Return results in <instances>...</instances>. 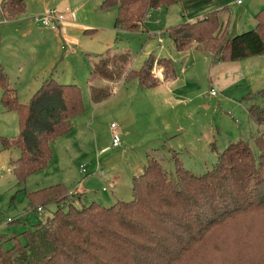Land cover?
Returning <instances> with one entry per match:
<instances>
[{
	"label": "rangeland",
	"instance_id": "obj_1",
	"mask_svg": "<svg viewBox=\"0 0 264 264\" xmlns=\"http://www.w3.org/2000/svg\"><path fill=\"white\" fill-rule=\"evenodd\" d=\"M101 1L28 0L23 15L0 25V55L5 58L3 65L9 85H15L21 104L27 103L43 81L52 78L59 84L76 85L81 90L83 106L82 113L71 121L67 139L59 138L54 147L50 145V164L30 175L23 186H14L9 164L18 157V151L0 149V246L3 250L13 246L11 241L5 240L30 230L56 209L55 205H49L39 212L32 211L23 191L30 193L57 184L62 178L69 181L68 187L70 182L72 185L75 180L89 178L88 160L96 164L98 173L106 172L101 178L111 174L119 177L114 198L109 183H103L104 192L100 188L96 191V197L102 196L100 203L108 207L115 202L131 200V178L141 172L146 154L158 160L164 172L173 177L169 151H175L186 170L201 175L214 165L216 155L228 143L247 141L254 153L251 139L257 135L264 139V124L256 126L247 114L251 104L264 107V100H246L248 95L254 96L264 90V55L218 64L211 63L210 54L185 50L192 43L176 52L164 30L185 21L180 16L181 5L149 11L146 15L150 18L145 16L142 21L146 20L143 30L126 33L114 30L115 10L100 11ZM260 3L264 7V0H247L240 6L234 5L235 0H226L225 9L218 13V18L223 24L228 22L227 37L254 27L253 16L260 10L255 7ZM77 9L85 13L84 22H78L83 26L64 30L58 37L53 34L58 31L32 21V17L42 15L45 10L64 13ZM84 29L94 31L83 34ZM106 50L126 56L123 75L128 70L137 71L149 54L168 58L173 64L175 80L168 84L159 81L155 88L144 90L138 89L133 81L123 82L122 78L113 84L87 83L90 69ZM155 75L154 72V78ZM110 85H114L112 91ZM104 88L109 89V95L103 102L95 104L89 100L95 91ZM125 115L121 123L119 118ZM111 123L116 125L114 132H117L120 146L109 148V152L96 160L101 145L94 147V144L107 145ZM121 125L125 127L121 129ZM17 133L16 115L4 112L0 106V138L12 139ZM74 134H79L82 142L72 138ZM109 159L112 162L103 166L102 162ZM79 165L84 166L85 177L78 175ZM85 197L82 201L89 203L90 198ZM104 197L109 198L110 203L104 202ZM212 237L216 247H227L222 253L214 251L213 260L222 262L225 257L229 264H264L263 213L248 220L227 223ZM18 242L23 243L21 237ZM205 254L208 257L210 249Z\"/></svg>",
	"mask_w": 264,
	"mask_h": 264
},
{
	"label": "trees",
	"instance_id": "obj_2",
	"mask_svg": "<svg viewBox=\"0 0 264 264\" xmlns=\"http://www.w3.org/2000/svg\"><path fill=\"white\" fill-rule=\"evenodd\" d=\"M25 1L3 0L2 20L15 21L25 12ZM183 1L102 0L98 9L115 10L114 30L137 33L144 29L142 21L149 11ZM220 11L166 28L164 33L174 50L180 52L192 43L197 52L211 55V63L264 55V7L253 16L251 30L233 37L226 35L228 22L219 21ZM126 65L125 55L106 50L90 69L87 83L113 84L122 78L123 82H135L138 89H151L159 83L152 72L155 67L161 70L160 81L175 80L168 58L149 54L137 71L123 75ZM108 95V88L99 89L89 100L100 103ZM248 99L264 100V90L248 95ZM0 106L17 118V136L0 138V149L18 151L9 164L14 186L21 187L30 175L50 164V145L71 131L72 119L83 111L81 90L48 78L21 104L0 69ZM247 114L256 126L264 124V107L251 104ZM251 140L254 153L247 141L228 143L216 155L214 165L201 175L186 170L175 151H169L173 177L146 154L141 172L131 178V200L108 207L97 201L84 203L83 195L68 192L62 184L23 191L32 211L49 205L56 209L30 230L5 240L13 246L6 250L0 246V264H229L225 257L222 262L212 259L214 251L222 253L227 247H216L211 236L227 223L264 214V139L257 135Z\"/></svg>",
	"mask_w": 264,
	"mask_h": 264
},
{
	"label": "crops",
	"instance_id": "obj_3",
	"mask_svg": "<svg viewBox=\"0 0 264 264\" xmlns=\"http://www.w3.org/2000/svg\"><path fill=\"white\" fill-rule=\"evenodd\" d=\"M27 1L28 0H26L25 1V7L27 6ZM243 1H247V0H243ZM243 1L240 3V4H236V0H235V4L234 5H236V6H240V5H242L243 4ZM3 2V0H0V7H1V3ZM226 2V0H185V1H183L181 4H179V5H181L180 6V16H181V18H184L185 19V21L184 22H179V23H185V22H193V21H195L196 19H199V18H201L204 14H206V13H208V12H211V11H220V10H222L223 8H225V7H223V5H225L224 3ZM258 2V1H257ZM230 4V3H229ZM262 3H260V5H259V7H255V8H259V9H261L262 7L261 6H263V5H261ZM254 10H256V9H254ZM70 12H72L73 14H74V20L72 21V23H68L66 26H64V28H59L60 30L58 31L59 33H54L53 32V34L54 35H56L57 37L59 36V34H62L63 35V33H64V30H66V32L67 31H70L71 30V28L73 27V28H80V27H82L83 25H81V24H78V22L79 23H83L84 21H83V19H84V17H83V14H85V13H83V11H82V9H77L76 11H73V10H70ZM24 14V13H23ZM22 14V15H23ZM0 16H1V9H0ZM20 17V16H19ZM18 17V18H19ZM1 18H2V16H1ZM17 18V19H18ZM146 18L147 19H149L150 17H149V15H146ZM16 19V20H17ZM145 21L146 20H144V22H143V25H144V23H145ZM12 22V21H11ZM179 23H177V24H179ZM2 24H4V21L2 20V22H0V25H2ZM65 27H66V29H65ZM85 30V29H84ZM153 36V35H152ZM65 37H66V35H65ZM149 37V36H148ZM188 49H193L194 51H196L195 49H194V45H191L190 47H187L185 50H188ZM197 52V51H196ZM198 53V52H197ZM200 53V52H199ZM3 60H5V58L3 57V56H1L0 55V69L5 73V75H6V68L4 67V65H3ZM213 62H217V61H213ZM218 64H221V63H219L218 62ZM220 66V65H219ZM153 75H154V72L157 74V75H159L160 77H161V70L160 69H158V68H154L153 69ZM7 76V75H6ZM7 79H8V76H7ZM160 81V80H159ZM161 82H163V84H165V83H170V82H164V81H161ZM173 82V81H172ZM8 83H9V79H8ZM12 88H14V90H15V85H10ZM111 86H113L114 87V85H110L109 86V88H110V91H112L113 90V88L111 87ZM16 91V90H15ZM17 93V92H16ZM17 96V95H16ZM30 98V97H29ZM126 117V115L124 116V117H121V118H119V120H120V122L122 123V120L124 119ZM111 124H113V123H111ZM115 125V124H114ZM126 126H127V124H125ZM125 125H121V129L122 128H124L125 127ZM115 128H116V125H115ZM114 128V129H115ZM114 129L111 131V134L112 133H117L116 131L114 132ZM121 129L119 130L120 132H121ZM110 133V132H109ZM75 136H73L72 138H74V139H77V140H79L80 142H82L81 141V139L79 138V134H74ZM61 139H63V137H61ZM64 139H67V136H64ZM58 140V139H57ZM110 140H111V137H110ZM56 141V140H55ZM55 141L52 143L53 144V147H54V143H55ZM66 143H67V145H68V141H66ZM80 144L81 143H79V146H80ZM107 145L106 146H103L101 143H99V144H94V147H97V146H99V145H101V146H103V147H101V146H99V149H98V151L96 152V160H98L100 157H102L103 155H105L107 152H109V148H110V141H107V143H106ZM75 145V144H74ZM118 148V147H117ZM117 148H111V149H117ZM106 150V151H105ZM79 153V152H78ZM80 154V156H82L83 155V153H79ZM110 162H112V160L111 159H109L107 162L106 161H103L102 162V164H103V166H107V163H110ZM97 164H98V162H97ZM82 165H79V167H81ZM88 166L90 167V170H89V172H88V176H90L89 178H83V180H81V179H79L78 181H74L73 183H72V185H71V182H70V187H68L67 185L69 184V181H67L66 180V178H62V179H60V181L57 183V184H62L65 188H66V190L68 191V192H70V193H77V194H80V195H83V197L84 198H86L85 196H88L89 198H90V200L91 201H95V200H97V202H99L100 203V199H102V196H99V197H96V196H98L97 195V193H96V191H97V189L98 188H100V191L101 192H104L105 191V189H104V187L102 186L103 185V183H109V186L110 187H108L109 189H110V191H111V197L112 198H114V196H115V194H116V192H115V190H116V185H115V183H116V181L117 180H119V177L117 176V175H114V174H111L110 176H103L102 178H101V175H103V173H106V172H103V170H102V172L100 173H98L97 171H96V164H95V166L93 165V163H92V160H88ZM99 168H101V166L98 164L97 165ZM79 167H78V170H77V173H78V175L79 176H82V177H85L84 175L86 174V172L84 173V174H82L81 172H80V170H79ZM82 167H84V166H82ZM98 168V170H101V169H99ZM139 172V171H138ZM98 173V174H97ZM100 174V175H99ZM110 174V172L107 174V175H109ZM99 175V176H98ZM54 185V184H53ZM102 186V187H101ZM115 193V194H114ZM110 197V198H111ZM105 199H104V202H109L110 203V199L109 198H107V197H104Z\"/></svg>",
	"mask_w": 264,
	"mask_h": 264
},
{
	"label": "built area",
	"instance_id": "obj_4",
	"mask_svg": "<svg viewBox=\"0 0 264 264\" xmlns=\"http://www.w3.org/2000/svg\"><path fill=\"white\" fill-rule=\"evenodd\" d=\"M243 0H236V4H240ZM74 20V14L70 11L59 13L54 10H45L42 15L32 17V21L39 23L41 26L48 28L51 31H59V28H64L68 23H72ZM157 80H160L159 75H155ZM115 128L114 124L109 125V129L112 131ZM120 146L119 137L116 133L111 134L110 148H117ZM106 151V150H105ZM81 173H84V168L79 167ZM101 173V172H100ZM37 211H40L39 209Z\"/></svg>",
	"mask_w": 264,
	"mask_h": 264
}]
</instances>
